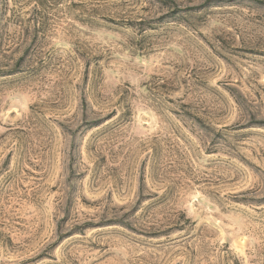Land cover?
Returning a JSON list of instances; mask_svg holds the SVG:
<instances>
[{"label":"rangeland","instance_id":"rangeland-1","mask_svg":"<svg viewBox=\"0 0 264 264\" xmlns=\"http://www.w3.org/2000/svg\"><path fill=\"white\" fill-rule=\"evenodd\" d=\"M0 264H264V0H0Z\"/></svg>","mask_w":264,"mask_h":264}]
</instances>
